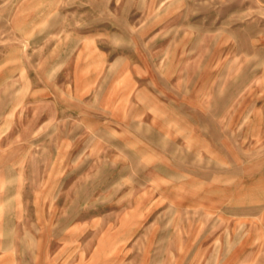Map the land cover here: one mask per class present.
<instances>
[{"label": "rangeland", "instance_id": "374dc122", "mask_svg": "<svg viewBox=\"0 0 264 264\" xmlns=\"http://www.w3.org/2000/svg\"><path fill=\"white\" fill-rule=\"evenodd\" d=\"M153 21L175 25L170 51L186 55L173 61L176 91L160 93L172 99L167 116L152 110L142 119L175 138L165 170L155 169L153 157L141 164L123 156L131 148L123 147V120L85 121L80 150L90 144L97 161L107 153L111 162L90 195L87 188L74 194L88 179L83 156L85 170L64 172L63 188L50 170L41 190L15 180L11 161L21 158L15 150L24 142L16 140L14 118L28 114L39 96L33 87L62 82L48 67L51 47L91 54L95 45L97 52L145 55L151 64L155 49L162 55ZM50 132L54 138L55 126ZM248 162L264 165V0H0V228L16 260L264 264V180L248 172Z\"/></svg>", "mask_w": 264, "mask_h": 264}, {"label": "crops", "instance_id": "0c3cea01", "mask_svg": "<svg viewBox=\"0 0 264 264\" xmlns=\"http://www.w3.org/2000/svg\"><path fill=\"white\" fill-rule=\"evenodd\" d=\"M174 26L169 21L164 22L162 26L159 21L157 24L153 21V42L157 45V52L160 54L162 52V55H155V49L153 55L147 58L151 60V64L145 62V55H123V52L112 55L105 51L97 52L95 45L91 54L88 52L85 54L84 51L75 53L69 44H63L61 50H56L59 43H55L47 52L51 59L48 67L54 68L57 74L61 73L62 82L57 80L51 87H33L32 93L39 96L32 98L28 114L20 117L19 121L14 118L15 123L19 124V128L14 131L16 140L24 142V145L23 148L15 150V156L21 158L11 161L15 166V175L12 177L15 180L22 179L23 182L28 180L29 186L41 190L46 186L49 170L55 171L59 173L56 185L63 188L64 172L85 170V167L82 168L83 163L79 161L83 156L88 159L86 168L88 179L83 183H77L74 194L79 196L83 189L87 188V194L90 195V190L94 191L99 186L97 182L99 174L111 171V162L110 154L107 153L98 154L101 158L97 161V153L90 144L80 150L82 137L79 130L81 122L85 121L112 124L123 120V147L126 149L127 146L131 147L125 150L123 156L130 158L134 156V161L141 164L145 156H150L153 157L155 169L165 170L161 162L169 161H166V157L175 149V138L169 132L149 130L148 123L142 119L147 114L152 116L154 114L152 110L167 116L166 109L170 107L172 99L167 96H162L161 99L160 93L176 91V83L170 80L176 75L177 70L173 61L184 60L186 55L176 48L170 51L169 46L175 43L171 37L175 35L172 34ZM181 36H186V33L183 32ZM155 59L165 63L162 66L157 65ZM182 69L181 75L185 77L187 75L185 65L183 68L180 67V70ZM77 73L78 75L82 73L83 79L76 83L74 76ZM52 125L56 130L54 138L53 132L49 133V126ZM50 139H55V143L51 144L52 147L49 149ZM216 139L218 140L217 137ZM53 165L54 168H51ZM233 166V170L240 168L237 164ZM244 166L248 172H262L260 177L264 180V165L256 167V164L248 162ZM15 252V245L12 246L9 242L8 231L0 228V264H30L25 259L16 260Z\"/></svg>", "mask_w": 264, "mask_h": 264}]
</instances>
